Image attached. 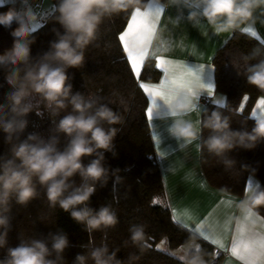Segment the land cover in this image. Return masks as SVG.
Masks as SVG:
<instances>
[{
	"label": "clouds",
	"instance_id": "9594fccd",
	"mask_svg": "<svg viewBox=\"0 0 264 264\" xmlns=\"http://www.w3.org/2000/svg\"><path fill=\"white\" fill-rule=\"evenodd\" d=\"M167 2L186 7L188 22L211 29L217 36L236 30L247 32L250 27L242 25L252 26L257 21L264 25V0ZM8 3L12 6L0 12V26L12 37L11 47L0 53V73L9 89L0 100V132L7 145L0 153V264H69L65 253L72 245L67 233L60 230L39 237H18V243L10 245L13 208L28 207L41 197L42 190L48 209L58 207L68 213L89 234L99 231L106 236L117 226L118 216L112 205L94 208L91 200L98 187L105 188L110 179L114 178V184L123 179L118 175L119 168L107 164L106 154L117 155L115 140L122 131L117 125H123L125 118L110 106L115 101L104 102L94 93L73 91L69 69L85 65V51L97 41L106 19L120 13L132 17L147 12L148 6L142 0H57L54 21L60 27L52 29L56 38L50 41L49 50L36 58L31 50L37 30L33 27L35 10L28 0H20L22 8L15 7L14 0H0V7ZM203 34L208 35L207 30ZM235 66L237 75L244 76L247 84L264 92V49L240 53ZM201 88V83L194 81L190 91H182L164 104L167 113L162 119L169 122L167 131L181 150L196 142L198 149L217 158L226 171L233 169L237 163L230 157L233 151L254 150L264 143V118L255 119L250 130L246 124L234 128L231 117L219 110L228 107L225 97L218 108L205 109L193 120L190 114L197 111ZM120 103L125 101L121 98ZM32 113L41 118L46 114L50 119L47 137L36 132L24 137ZM261 205L264 189L251 191L246 187L235 207L241 214L256 217L253 209ZM233 220L237 226L243 223L239 216H228L225 224ZM256 223L255 218L248 219V230L253 231ZM128 232L122 246L133 247L143 255L150 247L145 226L132 224ZM81 247L84 251L76 253L71 264H136L140 259L135 252L126 259L118 258L120 247L110 249L105 241ZM172 255L182 264H213L215 260V254L208 253L195 234H190Z\"/></svg>",
	"mask_w": 264,
	"mask_h": 264
},
{
	"label": "trees",
	"instance_id": "16d2710c",
	"mask_svg": "<svg viewBox=\"0 0 264 264\" xmlns=\"http://www.w3.org/2000/svg\"><path fill=\"white\" fill-rule=\"evenodd\" d=\"M19 1L14 0V6L17 8ZM147 1L142 0V4L145 5ZM50 2L49 14L35 28L37 30L34 33L31 50L33 57L36 58L49 50L50 41L56 38L52 29L60 27L54 21V6L57 0ZM11 6L12 4L8 3L0 7V12H6ZM129 17L130 13H120L106 19L101 25L97 41L85 51V65L80 69H69L73 91H80L86 95L94 93L102 97L104 102L115 101L110 106L125 118L123 125H117L122 128L115 140L117 155L113 157L111 153L106 154L107 164L113 169L119 168L121 171L118 175L123 179L115 184L114 178L110 179L105 188L98 187L91 200L94 208L111 204L118 216L117 226L109 229L106 236L99 231L89 234L68 213L58 207L55 210L48 209L41 190V197L28 207L14 206L13 231L9 234L10 245L15 246L18 237H39L60 230L67 233L72 245L65 253L69 264L76 253L84 251L82 245L90 243L99 245L102 241L107 242L110 249L120 247L118 258L126 259L129 253L135 252L140 255L137 249L124 248L122 243L129 236L130 225L142 224L145 226L150 247L140 255L136 264H182V261L169 250L158 248L162 241L169 249L177 248L193 233L173 220L172 212L165 200V187L146 116L148 100L132 73L119 40V34L125 28ZM11 45L12 37L9 30L0 26V53ZM254 48L264 49V45L253 35L236 30L217 49L212 59L215 92L226 97L228 105L227 108L219 110L231 117L234 128L246 124V127L251 129L256 119L251 115V108L259 96L264 97V92L247 84L244 76L237 75L238 69L235 66L240 53L247 54ZM140 79L148 82L159 81L160 70L152 59L144 62ZM0 84H4L2 73ZM8 90L6 84L0 87V100ZM244 97L248 99L245 100ZM121 98L125 101L124 104L120 103ZM242 104L243 109L237 112ZM218 107V103L208 100L201 115L205 109L211 111ZM28 119L29 126L24 137L32 132L48 136L52 125L46 114L41 118L32 113ZM203 135L206 137L207 131H204ZM6 148L3 133L0 132V153L5 152ZM230 157L237 163L233 169L226 171L217 158L210 156L206 150H200L201 170L209 185L239 196L243 192L247 174L252 173L259 180L257 191L264 189V143L259 144L254 150L237 149ZM241 165L247 167L242 168ZM253 210L264 218V205ZM198 243L208 253L215 254L213 264H219L222 255L215 247L199 237Z\"/></svg>",
	"mask_w": 264,
	"mask_h": 264
},
{
	"label": "crops",
	"instance_id": "0c3cea01",
	"mask_svg": "<svg viewBox=\"0 0 264 264\" xmlns=\"http://www.w3.org/2000/svg\"><path fill=\"white\" fill-rule=\"evenodd\" d=\"M28 4L36 12V20L33 22L35 29L49 14L51 2L50 0H28ZM145 5L148 6V10L152 13L159 11L156 31L149 50L155 52L157 56L176 64L186 65L194 70L203 66L206 77L205 82L214 85L212 96H209L204 90L200 91L196 101L197 111L190 114L191 118L195 120L198 118V113L201 114L208 100L217 103V101L224 98L222 94L215 92L212 59L217 49L223 45L230 34L217 36L212 33L211 29H206L204 26L194 27L187 21L188 9L184 6L170 5L167 0H148ZM22 7L24 5L19 1L18 8ZM130 19L131 16L127 24ZM127 24L119 36L126 30ZM242 27H250V30L246 33L253 35L264 45V25L257 21L255 25H242ZM206 30L208 35L203 34ZM120 43L122 45L121 41ZM139 50V48L134 49L135 52H139ZM147 59H152L157 64V60L154 57L150 56ZM128 63L139 85L140 83L159 84L165 75L162 69L159 68V81H144L140 79L143 64L140 66L139 76H137L129 61ZM144 94L148 100L147 116V109L151 106V100L145 92ZM261 99H264V97L259 96L251 108V115L256 119L264 118V105H259ZM157 103L159 107L155 111L153 118L150 120L147 116V120L165 187V200L172 212V216L174 214L178 215L182 221L178 222L180 225L185 227L184 225L187 224L188 227H185L187 230L197 235L200 239L205 240L198 231L194 230L195 225L203 221L206 225L205 232L213 237H218L224 245L221 248L211 243L210 240H205L222 255L219 264H242L230 252L233 240L238 235L236 231L237 225L235 220L230 224H225V221L228 216H239L244 222V217L247 214H241L235 205L243 197L246 187L251 191H257L259 188L258 178L252 173L247 174L243 192L239 196L209 185L201 170L200 149L197 148V143L194 142L189 147L181 150L167 131L169 122L162 119L166 115L167 109L162 102L157 101ZM253 212L255 211L253 210ZM252 218L257 221L256 227L252 232L256 234L257 240H259L261 235L264 234V218L259 214ZM225 225H227V230H225ZM245 226L247 228V222Z\"/></svg>",
	"mask_w": 264,
	"mask_h": 264
},
{
	"label": "snow or ice",
	"instance_id": "6c2138e0",
	"mask_svg": "<svg viewBox=\"0 0 264 264\" xmlns=\"http://www.w3.org/2000/svg\"><path fill=\"white\" fill-rule=\"evenodd\" d=\"M158 16V10L155 13L149 10L147 12L142 11L132 16L130 22L127 24L126 30L119 36L123 51L126 53L127 59L137 76H139L140 66L150 56L157 60L156 66L161 68L165 73L159 84L140 83L139 85L151 100V106L147 109V116L150 120L159 107L157 101L162 102L163 105L171 102L182 91H190V85L194 81H199L202 85L201 90L206 91L209 96H212L214 91V85L205 82L206 77L203 66L194 70L186 65L176 64L157 56L155 52L149 50L153 35L156 31ZM136 48L142 49L143 51L135 52L134 49ZM197 95L199 97L200 92ZM244 99L247 100L248 97H244ZM259 105H264V99L260 100ZM243 107L244 105L242 104L241 109ZM251 218L252 213H248L244 217V222L240 226H237L236 231L238 230L239 234L233 240L230 252L242 264H264V234L257 240L256 234L246 228L245 223ZM173 220L182 222L181 218L176 214L173 215ZM184 226L186 228L188 227L187 224ZM205 227L206 225L202 221L195 225L194 230L198 231L205 240H210L211 243L221 248L224 247L218 237H213L205 232ZM225 230H227V225H225ZM162 246L163 242L161 245H158V248Z\"/></svg>",
	"mask_w": 264,
	"mask_h": 264
},
{
	"label": "rangeland",
	"instance_id": "374dc122",
	"mask_svg": "<svg viewBox=\"0 0 264 264\" xmlns=\"http://www.w3.org/2000/svg\"><path fill=\"white\" fill-rule=\"evenodd\" d=\"M48 1V0H47ZM163 242V246L160 248V249H163V250H169L170 252H171V254H172V251L174 250V249H176V248H174V249H169L166 245H164V241H162ZM162 242H160L158 245H161V243ZM177 257V256H176ZM177 258H179V257H177Z\"/></svg>",
	"mask_w": 264,
	"mask_h": 264
}]
</instances>
